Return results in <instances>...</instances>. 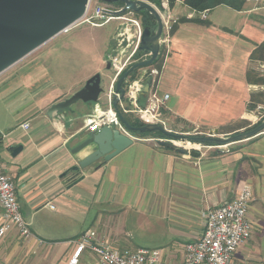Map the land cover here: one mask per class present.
Segmentation results:
<instances>
[{"label":"crops","instance_id":"1","mask_svg":"<svg viewBox=\"0 0 264 264\" xmlns=\"http://www.w3.org/2000/svg\"><path fill=\"white\" fill-rule=\"evenodd\" d=\"M160 1L171 17L183 16L174 24L158 79L160 94L170 95L163 108L167 119L207 130L252 122L251 95L263 92L264 85L249 83L247 74L255 69L264 75V61L252 59L264 43V0H246L241 10L221 4L207 18L182 0L173 8ZM33 69L0 75L1 107L11 114L0 120V160L14 179L32 233L23 238L13 229L0 239L2 264H70L75 240L88 230L121 250L162 249L165 264H182L184 246L204 231L207 210L233 200L245 184L254 193L248 213L252 236L234 258L239 264H264V132L229 152L200 157L133 133L140 139L112 159L64 176L90 153L73 149L92 135L85 116L98 103L79 101L49 117L51 106L82 87L61 88L44 69L36 77ZM105 69L108 86L99 104L107 107L115 72ZM19 145L23 149L14 156L11 149ZM95 260L86 251L78 264Z\"/></svg>","mask_w":264,"mask_h":264},{"label":"built area","instance_id":"2","mask_svg":"<svg viewBox=\"0 0 264 264\" xmlns=\"http://www.w3.org/2000/svg\"><path fill=\"white\" fill-rule=\"evenodd\" d=\"M162 1L163 5L167 6L168 0ZM209 10L199 11L200 16L207 18ZM129 12L133 13V11L126 9L125 5L120 2L103 3L100 0H89L82 19L66 28L62 33L70 32L81 24H88L92 27H104L112 20L119 18L125 19L119 27L118 34L113 38L115 40V48L112 54L109 55L111 69L115 72V78L107 94L108 105L105 107L98 103L92 112L85 116V124L90 132L98 131L103 126L109 125L120 129L123 133L130 136V138L136 140L140 139V137L128 131L121 122L116 108L113 106L114 96H119V94H116V82L121 74L135 62L150 57L148 54H143L138 57L144 27H142L138 20L127 17ZM161 16L164 19L161 48L163 46L169 48L173 27L177 20L170 15H167V20H165L164 15ZM160 53H162L161 50ZM152 65L150 67L148 66V68H142V72L138 73L134 79L129 78L128 82L125 83V96L119 100L118 109L123 115L133 114L142 124H159L169 131H172L168 128L169 120L163 111L170 95L160 94L158 90L160 71ZM149 78L152 79V83L146 104L143 106L140 104V98L143 93V86ZM257 108L264 109L261 106ZM251 116L254 122H256L264 118V113L261 116ZM22 126L27 129L30 124L25 122ZM201 129L196 128L197 132L195 134L197 135L192 136H210L215 132V130H208L206 132L210 133L204 135L206 133L203 134L200 131ZM141 139L154 141L158 146L159 140L163 138L152 137ZM169 141L177 147L186 149L188 152L196 150L201 153V156L205 155L202 151L204 147H214L219 152H229L230 150L222 149L229 145L216 146L194 143L182 139H170ZM186 156L192 157L190 154ZM253 200V190L249 184H245L233 200L225 202L218 207L208 209L205 213V227L202 235L195 241L189 242L184 246L185 259L182 264H239L234 258L235 253L252 236V224L249 220L248 213ZM0 209V239L4 238L13 229H17L23 238H29L31 236L30 227L23 218L20 210L14 179L5 171L1 160ZM75 242L77 246L70 259V264H78L86 251L96 257L93 264H165L162 249L142 248L137 250H121L100 239L93 230L84 232Z\"/></svg>","mask_w":264,"mask_h":264},{"label":"water","instance_id":"3","mask_svg":"<svg viewBox=\"0 0 264 264\" xmlns=\"http://www.w3.org/2000/svg\"><path fill=\"white\" fill-rule=\"evenodd\" d=\"M103 3H123L126 9L133 12L147 10L156 20V28H144L139 51L150 55L148 59L140 60L132 64L121 74L116 82V94L113 98V106L124 126L131 133L160 132L165 136L159 140V144L173 149L181 154H190L192 157H200L201 153L175 146L170 139H182L194 143L216 146L232 145L253 138L264 132V120L250 131H244L226 137L221 136L219 130H215L210 136H192L169 131L159 124L132 125L118 109L119 100L125 96V83L128 82L133 71L151 66L159 57L161 39L164 30V22L159 12L148 2L143 0H100ZM89 0H0V75L9 68L23 60L32 52L45 45L47 42L61 34L66 28L78 22L84 16ZM110 56H106V68L111 69ZM100 73L89 78L84 87L76 91L71 97L60 101L48 110V116L54 117L57 113L68 111L74 104L82 101L88 105L100 103L102 94L106 90L101 85ZM152 79H147L142 92L148 94ZM166 139V140H165ZM134 140L120 129L105 125L100 130L92 132V135L73 149V153L90 150L78 164L72 166L63 175L75 172L77 175L82 169L87 168L103 159L108 161L133 144ZM23 149L22 145L12 147L15 156Z\"/></svg>","mask_w":264,"mask_h":264},{"label":"rangeland","instance_id":"4","mask_svg":"<svg viewBox=\"0 0 264 264\" xmlns=\"http://www.w3.org/2000/svg\"><path fill=\"white\" fill-rule=\"evenodd\" d=\"M143 1L147 2L148 0ZM148 3H150L159 12L160 15H164L165 20L168 19V14L166 13L168 9H161L154 3ZM127 17L138 20L142 27H144L142 16L139 15L138 12H129ZM182 17V15L177 14L173 18L179 20ZM124 21V18L115 19L104 27H92L88 24L78 25L70 32L59 34L58 36L47 42L45 45L41 46L30 55L25 57L23 60L18 62V65H16L15 67L12 66L9 70H13L14 68L18 67L22 68L31 66L32 68H34L33 73L34 77H36L40 76V73L42 74V70L44 69L45 74H48L61 88L64 89H78L79 87H84L86 81L89 78L97 73H100L102 77L101 85L106 90L108 86L107 79L105 77L106 64H103V59H106L107 55L112 54L115 48V40L113 38L116 34H118L119 27ZM168 49L169 48L165 46L161 48L163 57L167 54ZM152 66L160 71L159 64H155ZM38 68L41 71H39V75H36L38 74ZM141 69H138L137 74L142 72ZM9 70L5 71V73L8 72L9 74ZM5 73H3L4 75L2 77L6 76L7 73ZM104 100L105 96L104 94H102L100 97V101L103 102ZM263 113L264 109H259L256 107L252 110L250 115H254L255 117L261 116L263 115ZM128 118L131 120H136L133 114H130ZM10 119L11 114L8 111L2 109L0 103V120ZM263 120L264 118L256 122L258 123ZM256 122L255 124H257ZM168 128L173 132L179 134L197 135L195 134L197 132L196 129L176 120H169ZM200 131L203 134L206 133L204 135L210 133L206 132L208 130L204 129H201ZM244 131L245 130L243 129L238 131V133ZM233 134L237 133H221V136L226 137ZM240 144L242 143L238 142L222 149L231 150L232 148H234L235 146H239ZM217 150L218 149L214 147L202 148V151L206 155L218 152ZM0 264H2V262Z\"/></svg>","mask_w":264,"mask_h":264},{"label":"trees","instance_id":"5","mask_svg":"<svg viewBox=\"0 0 264 264\" xmlns=\"http://www.w3.org/2000/svg\"><path fill=\"white\" fill-rule=\"evenodd\" d=\"M152 3H155L158 7L161 6V1L160 0H149ZM169 1V5L171 8H173L175 6L176 0H168ZM183 3L185 5H187L188 7H190L191 9H194L196 11H203L205 9H213L218 5L221 4H226L229 5L237 10H241L246 2V0H182ZM139 15L142 16V22L144 24V28L149 26L151 27V29H155L156 28V20L155 17L148 12L147 10H141L138 12ZM182 21H193V22H200V23H207V21H202L199 19H193V20H188L187 18H183ZM176 28V26L173 27V29ZM174 31V30H173ZM145 54L144 52L139 51L138 52V57ZM163 54L160 53L158 59L153 63V65L155 64H159V69H162V63H163ZM252 59L254 60H261L264 61V43L259 45L254 52L252 53ZM137 70L133 71L130 75V79H134L137 75ZM260 72H257L255 69H250L248 71L247 74V79L248 82L254 85H264V75L261 76ZM148 94L142 93V96L140 98V104L141 105H145L146 104V99H147ZM264 105V91L263 92H254L251 95V103L249 105V109L253 110L254 108L257 107V105ZM129 115H125L124 114V118L130 122L132 125L135 126H140L143 125L139 120H131L128 118ZM251 118L250 120H252V122H249L247 120H239L237 121L235 124L226 127V128H221L219 131L220 133L223 134H229V133H238V129H244L245 131H250L252 129H254L256 126H258L261 122H258L257 124H252L254 122V119H252V116L250 115ZM235 128L237 129V131L235 130H230ZM134 134L139 135L141 137H156V138H164L165 136H163L160 132H147L144 134L135 132ZM215 153H221V152H215Z\"/></svg>","mask_w":264,"mask_h":264}]
</instances>
